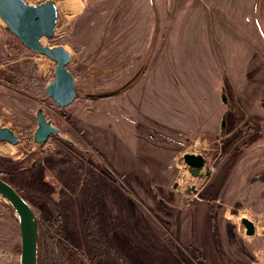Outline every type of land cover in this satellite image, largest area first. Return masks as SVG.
<instances>
[{"label":"rangeland","instance_id":"1","mask_svg":"<svg viewBox=\"0 0 264 264\" xmlns=\"http://www.w3.org/2000/svg\"><path fill=\"white\" fill-rule=\"evenodd\" d=\"M77 4L41 40L71 52L65 108L44 92L55 63L0 29V127L18 138L0 142V175L91 264H264V0ZM38 109L59 130L40 145ZM184 154L208 175L191 176ZM0 264H20L1 198Z\"/></svg>","mask_w":264,"mask_h":264},{"label":"water","instance_id":"2","mask_svg":"<svg viewBox=\"0 0 264 264\" xmlns=\"http://www.w3.org/2000/svg\"><path fill=\"white\" fill-rule=\"evenodd\" d=\"M0 20L8 31L17 38L26 49L52 60L55 63L53 80L45 87V95L59 108L69 106L76 97L75 79L68 70L72 59L70 50L63 45L45 46L41 40L54 36L57 22V8L54 2L46 0L40 4H29L26 0H0ZM222 103L226 97L221 95ZM36 129L32 141L36 145L45 143L59 130L38 109L35 115ZM226 126V113L220 120L219 130L222 133ZM0 142L17 145L18 138L14 132L0 127ZM182 160L188 166L191 176L202 178L201 171L206 168L207 160L201 155L184 154ZM192 192H196L191 188ZM0 198L13 210L18 221L20 234V264H37L38 225L37 218L29 204L7 182L0 178ZM239 231L251 237L255 233L254 224L246 218L237 221Z\"/></svg>","mask_w":264,"mask_h":264},{"label":"trees","instance_id":"3","mask_svg":"<svg viewBox=\"0 0 264 264\" xmlns=\"http://www.w3.org/2000/svg\"><path fill=\"white\" fill-rule=\"evenodd\" d=\"M28 76L30 77V75ZM0 178L6 182L2 175H0ZM15 190L19 193L17 189ZM19 194L26 201L25 197H23L21 193ZM37 225V264H41V258L43 255H46L48 259H51L53 264H91L76 247L66 241L65 238L61 237L60 233L51 225L42 223L38 218ZM95 228V217L90 215L86 222V233L93 243H96L98 234V231Z\"/></svg>","mask_w":264,"mask_h":264},{"label":"crops","instance_id":"4","mask_svg":"<svg viewBox=\"0 0 264 264\" xmlns=\"http://www.w3.org/2000/svg\"><path fill=\"white\" fill-rule=\"evenodd\" d=\"M52 2H54L55 5H56V8H57V16H58V13H59L60 8L65 13L70 14V17H72L73 15H78V13H79L78 11L80 10V7L77 4L78 3V0H67L66 2H62V5L60 6V8L58 6V3L55 0H53Z\"/></svg>","mask_w":264,"mask_h":264},{"label":"built area","instance_id":"5","mask_svg":"<svg viewBox=\"0 0 264 264\" xmlns=\"http://www.w3.org/2000/svg\"><path fill=\"white\" fill-rule=\"evenodd\" d=\"M4 27H5V24L0 20V29Z\"/></svg>","mask_w":264,"mask_h":264}]
</instances>
